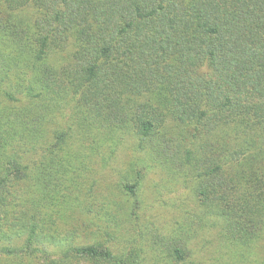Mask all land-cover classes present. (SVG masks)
Wrapping results in <instances>:
<instances>
[{
	"label": "trees",
	"instance_id": "trees-1",
	"mask_svg": "<svg viewBox=\"0 0 264 264\" xmlns=\"http://www.w3.org/2000/svg\"><path fill=\"white\" fill-rule=\"evenodd\" d=\"M130 139L171 221L128 201ZM262 241L264 0H0V264H260Z\"/></svg>",
	"mask_w": 264,
	"mask_h": 264
},
{
	"label": "rangeland",
	"instance_id": "rangeland-1",
	"mask_svg": "<svg viewBox=\"0 0 264 264\" xmlns=\"http://www.w3.org/2000/svg\"><path fill=\"white\" fill-rule=\"evenodd\" d=\"M133 141L131 145L126 146L124 149L127 151L126 163L125 160L116 168L115 173L119 174L122 172L124 174L128 173L133 175L134 171L132 166L139 161L144 159L142 163L145 167L144 172L141 175L139 191L136 197H131L128 199L130 204L136 205L138 209V215H142L143 220L147 223L149 220L157 219L161 222L171 221L177 213L173 211V207L170 204V200L173 199V194L164 189L160 183H165L161 180V173L159 169V163L154 158L143 157L142 151L136 149L138 145L134 144ZM131 167V169H130ZM112 183L111 187L115 192L118 193L120 190L117 182L110 178ZM156 186H158L156 188ZM173 190L177 191L179 185L172 184ZM120 194V193H119ZM125 207L127 206L126 201ZM264 241L259 242L255 245L253 250H251L250 255L254 260H257L258 263L264 264ZM241 264V263H240Z\"/></svg>",
	"mask_w": 264,
	"mask_h": 264
}]
</instances>
